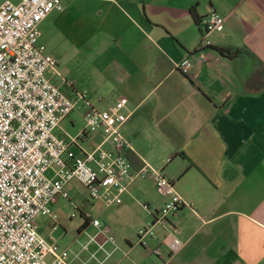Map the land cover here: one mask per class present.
<instances>
[{"label":"crops","instance_id":"obj_1","mask_svg":"<svg viewBox=\"0 0 264 264\" xmlns=\"http://www.w3.org/2000/svg\"><path fill=\"white\" fill-rule=\"evenodd\" d=\"M62 4L47 17L55 11L53 23L61 35H74L81 55L91 57L87 99L96 109L126 118L120 131L131 146L124 155L132 168L159 170L189 204L170 214L167 225H156L155 236H145L143 246L137 230L152 215L142 204L157 210L165 198L151 179L136 178L120 204L93 200L94 213L80 212L76 245L58 244L70 264H264V0ZM211 10L223 22L206 35L205 44L199 20ZM44 46L58 70L62 48L58 54ZM185 60L189 63L183 65ZM58 72L47 73L51 82L61 77ZM52 83L74 89L64 78ZM76 106L53 129L55 136H78L84 128L85 108L78 112ZM101 142L100 132L91 133L74 151H91ZM60 198L52 204L57 218H37L38 229V222L51 219L48 235H42L49 241L58 230ZM94 218L98 227L91 223ZM104 227L115 244L101 231ZM171 235L181 246L170 254ZM154 248L160 254H153Z\"/></svg>","mask_w":264,"mask_h":264},{"label":"built area","instance_id":"obj_2","mask_svg":"<svg viewBox=\"0 0 264 264\" xmlns=\"http://www.w3.org/2000/svg\"><path fill=\"white\" fill-rule=\"evenodd\" d=\"M62 9V0L0 3V264H70L58 243L38 232L37 218H57L52 204L60 197L69 200L66 184L72 180L81 183L92 200L109 205L120 204L121 194L136 178L151 179L165 200L157 210L142 204L152 215L137 230L143 246L145 236H155L156 225H167L170 214L189 206L159 170L132 168L124 155L131 146L120 131L125 117L96 109L85 91H76L78 101L71 99L47 77L49 71L59 72L56 58L39 42V24L51 11ZM199 21L208 44L206 35L223 18L211 10ZM78 102L85 108L84 128L78 136H55L53 129ZM95 132L101 133L102 142L91 151L75 153L81 138ZM105 143L110 147H103ZM50 168L53 176L47 175ZM91 223L100 225L97 218ZM101 231L115 244L106 227ZM167 245L171 254L181 241L171 235ZM152 253L160 251L154 248Z\"/></svg>","mask_w":264,"mask_h":264},{"label":"rangeland","instance_id":"obj_3","mask_svg":"<svg viewBox=\"0 0 264 264\" xmlns=\"http://www.w3.org/2000/svg\"><path fill=\"white\" fill-rule=\"evenodd\" d=\"M52 12L44 23L40 26L41 35L39 41L44 43L47 50L57 51L58 54L62 48V64L58 65V70L61 73V79H65L68 83H74V89L61 86L62 90L67 93L73 100L76 99L75 90L78 92L85 91L87 98L90 99V92L84 86L90 84L92 76V62L91 57L87 58L81 55V49L76 42V38L72 34H67L64 30V36L61 35L58 26L53 23ZM59 77L52 78V82L60 83ZM81 103L76 106L75 111L81 112ZM78 123L81 121V116L77 113ZM157 188V187H156ZM70 199L60 198L55 205L56 213L58 214V230L52 235L53 239L61 246L76 245L77 243V228L76 224L81 220L80 212H95L92 207L93 200L88 197L85 188L76 180H72L70 185ZM158 191V189H157ZM96 216L103 219L99 212ZM50 218H46L40 222L38 232L41 236H47L50 229ZM44 237V238H45ZM81 238V237H80Z\"/></svg>","mask_w":264,"mask_h":264},{"label":"trees","instance_id":"obj_4","mask_svg":"<svg viewBox=\"0 0 264 264\" xmlns=\"http://www.w3.org/2000/svg\"><path fill=\"white\" fill-rule=\"evenodd\" d=\"M194 18H195V20L196 21H198V19L195 17V15H194ZM221 53H226V54H230L229 52V50L228 49H226V48H219L218 49Z\"/></svg>","mask_w":264,"mask_h":264}]
</instances>
